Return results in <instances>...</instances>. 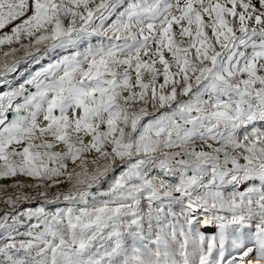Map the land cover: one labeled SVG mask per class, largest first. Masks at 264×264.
Here are the masks:
<instances>
[{"label":"snow or ice","instance_id":"1","mask_svg":"<svg viewBox=\"0 0 264 264\" xmlns=\"http://www.w3.org/2000/svg\"><path fill=\"white\" fill-rule=\"evenodd\" d=\"M12 44L0 264H264V0H0Z\"/></svg>","mask_w":264,"mask_h":264},{"label":"rangeland","instance_id":"2","mask_svg":"<svg viewBox=\"0 0 264 264\" xmlns=\"http://www.w3.org/2000/svg\"><path fill=\"white\" fill-rule=\"evenodd\" d=\"M97 3H99V0H96ZM7 29L10 28H6L3 31H6ZM9 31V30H7ZM22 43L24 44H28L30 43V41L28 40H23ZM11 48H20V44H12V45H4L2 48H0V63H3L4 61V52L10 51ZM219 50V48L217 49ZM18 56H23V52H18L17 54ZM33 55L35 56V60L32 59L31 57L27 58L25 61H22L17 68V71L14 73H9L7 74L5 77L0 78V79H4L6 80V84L0 85V92L3 91H8L9 90V85L11 86V88H15L18 86L19 83L23 82V79H26L28 77V75H30L31 73L39 70L40 67L46 65L47 63H49L52 59L56 58L53 54H41V53H33ZM36 60H38L39 62L37 63ZM34 90V89H33ZM89 160L92 159L91 156L87 157ZM155 174V173H154ZM23 179V178H21ZM13 181L11 180H0V187H3L5 185H10L12 184ZM24 183L26 184H30V183H34L33 181H29V180H24ZM107 184H103L102 188L106 189L107 188ZM68 187H70V185H63L62 189L60 190H66ZM95 190V189H93ZM230 190V189H229ZM9 191H11V189H9ZM34 195V192L32 193ZM6 199V196H4L2 193H0V216H2L6 211L8 212H12L13 209L11 206L6 205L4 203V200ZM39 204V201L33 202V203H23V204H19L17 206L18 210H24L26 208H35L37 207ZM64 207L65 204L64 203H60L59 205H46V208L49 210H54L55 207ZM32 223L35 222V220L33 219V221H31ZM27 223H29L27 220L24 221V224L27 225ZM10 224V223H9ZM26 228L25 227H21L20 231L23 232L25 231ZM201 231L205 232V234H212L214 232H216L215 228H201ZM3 229H0V234H3ZM21 237H17V239H20Z\"/></svg>","mask_w":264,"mask_h":264},{"label":"bare ground","instance_id":"3","mask_svg":"<svg viewBox=\"0 0 264 264\" xmlns=\"http://www.w3.org/2000/svg\"><path fill=\"white\" fill-rule=\"evenodd\" d=\"M7 30H9V31H7ZM6 31H4V32H10V29H7ZM208 229V228H207Z\"/></svg>","mask_w":264,"mask_h":264},{"label":"built area","instance_id":"4","mask_svg":"<svg viewBox=\"0 0 264 264\" xmlns=\"http://www.w3.org/2000/svg\"><path fill=\"white\" fill-rule=\"evenodd\" d=\"M8 223H11V220H9Z\"/></svg>","mask_w":264,"mask_h":264}]
</instances>
